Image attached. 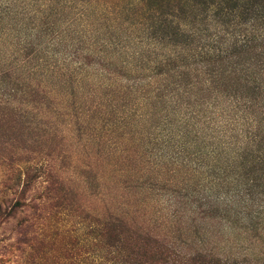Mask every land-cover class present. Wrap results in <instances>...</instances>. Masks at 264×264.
<instances>
[{
    "label": "trees",
    "instance_id": "1",
    "mask_svg": "<svg viewBox=\"0 0 264 264\" xmlns=\"http://www.w3.org/2000/svg\"><path fill=\"white\" fill-rule=\"evenodd\" d=\"M159 1L154 0L149 6L143 2L144 6L115 4L112 7L114 12L123 10L127 14L124 21L130 32L132 25L134 28L140 25L144 31L151 28L161 30L160 26L175 22L177 7L183 2L176 4L170 0L164 9L163 0ZM201 3L207 5L205 23L200 25L194 12L191 27L185 28L180 22L177 26L179 34L186 38L185 43H201L200 50L204 54L199 58L193 55L190 59L186 54L193 53L192 50L199 45L187 52L183 48H172L173 51L169 52L171 49L166 50L167 43L162 36L146 32L150 45L164 42L161 54L153 50L132 49L131 43L140 45L144 41L140 36L117 37L111 39L110 45L117 48L118 57L115 61L112 58L108 67L98 60L102 68L90 70L86 56L78 53L77 70L71 71L65 61L62 63L56 58L55 52L58 51L45 40L61 39L60 25L67 21L64 20V9L46 2L0 0L2 88L9 84V80L22 76L45 78L56 75L65 79L71 72L72 75L78 73V79H83L93 75V81L99 85L93 90L95 99L86 107L87 101H84L81 107L84 117L92 107L95 108L97 134H100L99 128L104 127L115 133L136 127L146 153L150 152L157 166L163 158H168L173 164H179L176 171L187 167L188 172L202 174V180L209 184L206 195L193 198L201 207L194 210L200 215L199 222L209 225L203 227L205 240L200 239L194 244V252L180 248L184 246L174 240L175 230L149 232L141 241L142 245L131 247L128 241L119 238L110 224L105 228L98 226L93 230L95 240L85 238L88 240L83 244L78 240L76 227L66 229L63 225L65 237L62 243L65 244L59 246L62 250L59 264H264V221L263 225L261 223L264 220V0H202ZM196 7L190 8L191 12ZM210 30L215 34L210 35ZM228 37L230 45L223 50L220 43ZM244 54L251 60L245 67L235 60ZM103 57V53L99 55L100 60ZM235 74L238 76L234 77ZM107 76L116 81L107 83ZM119 76L129 82H120ZM108 144L110 152L120 149L114 137L108 138ZM42 164L45 166V161ZM28 165L30 163L25 162V167L19 171L14 166L17 172L14 170L4 180L0 225L25 204L26 192L34 182ZM154 179L162 181L163 176ZM167 180L165 184L171 186L185 183V179ZM211 185L215 187L212 189ZM16 186H22V191L17 189L21 196L10 202L7 193ZM201 190L205 192L200 186ZM62 193L56 196L57 199L65 197ZM222 193L227 196L221 197ZM203 206L206 208L201 210ZM214 213H226L237 219L247 217L250 231H262L253 236L262 239L253 241L248 235L250 231L246 233V239L232 241L226 237L224 249L229 254L225 252L226 258L217 256L214 248H210L211 239L216 237L210 231L212 224L204 221ZM51 235H57V232ZM75 235V242L71 243ZM256 241L263 243L258 252L254 250L258 245Z\"/></svg>",
    "mask_w": 264,
    "mask_h": 264
},
{
    "label": "rangeland",
    "instance_id": "2",
    "mask_svg": "<svg viewBox=\"0 0 264 264\" xmlns=\"http://www.w3.org/2000/svg\"><path fill=\"white\" fill-rule=\"evenodd\" d=\"M30 1L46 2L53 6L57 4L60 9H64V20L67 21L60 25L63 31L61 39L45 40L52 49L58 51L55 52L56 58L62 63L65 61L71 71L77 70L78 53L86 56L90 70L102 68L98 60L106 66L113 59L115 61L118 57V52H115L117 48L111 46L110 42L117 37L140 36L144 41L140 45L131 43L132 49L153 50L161 54L164 42L149 44L147 34L153 32L162 36L167 43L166 50L171 49L169 52L173 51L172 48H183L187 52L199 45L192 50L193 53H185L189 58L193 55L199 58L200 54H204L200 50L201 43H185L186 38L177 29L179 22L189 28L194 12L200 25L206 22L207 5H202V0H174L176 4H184L177 7L178 18L174 23L167 26L164 23L165 26H160L161 30L151 28L149 31H144L140 25L137 28L132 25L131 32L124 21L127 14L123 10L114 12L112 6H144L143 2L149 6L154 0ZM169 2L163 0L164 9ZM195 5L196 9L191 12ZM208 22H211L210 19ZM208 33L215 34V31L210 30ZM220 45L221 49H226L230 45L229 37ZM102 53L105 57L100 60L99 55ZM235 58L240 66L245 67L246 63L251 62L245 54ZM73 74L67 73L65 79L56 75L45 78L22 76L9 80L5 88L0 86V197L4 195L2 191L7 175L15 168L18 171L24 168L25 162L30 163L28 168L32 169L29 171L34 177L24 197L25 204L0 225V264H59L62 251L59 246L65 244L62 243L65 237L63 225H66V229L76 227L78 240L83 244L88 239L95 240L93 230L98 229V226L105 228L110 224L119 238L128 241L131 247L142 245L141 241L149 232L169 233L175 230L174 240L184 246L180 248L194 252V244L200 239L205 240L203 227L209 225L199 222L200 215L195 214L194 210L201 207L193 198L200 199L206 195L209 184L202 180V174L188 172L187 167L176 171L179 164H173L168 158H163L157 166L150 152L146 153L144 141L136 127L116 133L109 132L107 127L99 128L100 138L95 130V108L92 107L84 117L81 107L84 101H87L85 107L93 103V90L99 85L93 81V75L78 79V73ZM109 77L106 78L107 83L116 81L112 76ZM123 78L118 77L124 84L129 82ZM113 137L120 147L115 153L110 152L108 144V138ZM43 161L45 166L42 167ZM202 170L205 171V168ZM22 172L24 174V169ZM157 176L161 179L163 176L159 183L152 180ZM167 179L173 182L185 179V183L180 186L166 185ZM187 183L191 185H185ZM200 186L205 188V192L200 191ZM214 187L211 185L210 188ZM21 188L16 186L8 192L7 200L16 201L21 196L17 189L22 191ZM62 192L65 197L57 199L56 196ZM225 196L221 194V197ZM205 208L203 206L201 210ZM204 221L212 224L210 231L216 236L211 239L210 248H214L213 252L223 258L229 254L224 249L226 237L232 241L246 239V233L250 231L247 217L237 219L230 218L226 213H214ZM256 230L262 232L261 229ZM257 231L248 233L253 241L262 239L253 236ZM56 232L57 235H51ZM75 238L76 235L71 238V243L75 242ZM42 239L45 241L40 242ZM256 242L259 246L256 245L254 250L258 252L263 243Z\"/></svg>",
    "mask_w": 264,
    "mask_h": 264
}]
</instances>
